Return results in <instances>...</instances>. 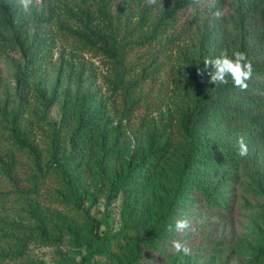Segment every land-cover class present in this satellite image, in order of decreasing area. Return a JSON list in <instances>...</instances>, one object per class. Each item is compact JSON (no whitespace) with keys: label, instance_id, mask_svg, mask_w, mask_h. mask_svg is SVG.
<instances>
[{"label":"rangeland","instance_id":"obj_1","mask_svg":"<svg viewBox=\"0 0 264 264\" xmlns=\"http://www.w3.org/2000/svg\"><path fill=\"white\" fill-rule=\"evenodd\" d=\"M9 1L15 26L0 35V264H264L256 259L264 131L230 120L241 93L230 79L212 84L204 65L237 50L261 65L264 0H242L257 5L242 13L208 5L214 22L197 14L192 25L186 11L164 20L172 0H30L27 10ZM84 25L109 37L121 62L83 44ZM16 32L37 45L31 58ZM197 101L208 113L188 135L181 120ZM12 130L35 146L41 173ZM241 137L248 155L228 158ZM150 147L163 152L145 172L137 163ZM178 219L190 228L169 232ZM173 239L191 255L175 253Z\"/></svg>","mask_w":264,"mask_h":264},{"label":"trees","instance_id":"obj_2","mask_svg":"<svg viewBox=\"0 0 264 264\" xmlns=\"http://www.w3.org/2000/svg\"><path fill=\"white\" fill-rule=\"evenodd\" d=\"M261 2V0H258ZM208 5L220 7V11L224 13V11L230 10V8L235 7L240 13L245 11H253L254 8L257 7L256 3L250 1H242V0H172L170 7L164 12V20L172 19L176 14L187 12V18L190 24H194L196 22L197 14H205L206 7ZM200 10H205L202 13H199ZM214 12H217L214 10ZM207 15V14H205ZM208 16V15H207ZM213 15H209L206 19V22H214ZM15 10L12 3L9 0H0V35L1 31H7L15 26ZM14 42L16 43L19 51L23 55V57H30L33 50L37 49V45L34 47L31 45H25L24 41L21 39L19 33H14ZM77 37L79 40L91 47L99 50L104 55H107L116 63L121 62V57L123 52L115 47L114 43L103 34L101 31H97L95 29L89 28L87 25H84V31L77 33ZM264 45V42H263ZM261 52H263V61L261 65L255 60H250L253 68V73L251 79L247 81L248 87L246 90H241L232 85L234 90H238L241 93L242 98L234 102V116L230 120L233 122L244 123V127L249 129L252 132L261 133L264 131V48L262 47ZM197 74V73H195ZM26 77V72L21 71L18 74V80H23ZM202 79V74L198 73L196 79V88L195 91L198 92L199 89V81ZM208 113V105L204 102L197 101L195 107L184 113V116L181 120V125L183 132L185 134L190 133V128H193L196 123L202 120ZM12 139L14 143L21 149H25L29 152V154L33 157L35 167L41 173L42 168L39 163V155L35 146L30 144L27 140L20 137L16 134L15 130L11 131ZM163 150L160 148L151 149L149 148L148 152L139 159L137 166L139 169L144 170L145 172L150 171V169L160 160L162 156ZM228 158H236L238 159V145L237 148L232 152L224 153ZM195 157L190 156L186 159L184 168L187 170L191 168L194 163ZM52 161L54 163H58L55 155L52 156ZM145 166V167H144ZM50 168V167H48ZM59 173L62 177H66L63 169H59ZM202 199L205 201L207 206L216 207L214 201H211L209 196H203ZM223 208L228 209L226 205ZM114 241H110L107 245V248H112L114 251H117L116 245H114ZM107 248L104 250L98 251V257L102 258L105 256ZM257 261L264 262V248L258 250L256 253Z\"/></svg>","mask_w":264,"mask_h":264},{"label":"clouds","instance_id":"obj_3","mask_svg":"<svg viewBox=\"0 0 264 264\" xmlns=\"http://www.w3.org/2000/svg\"><path fill=\"white\" fill-rule=\"evenodd\" d=\"M156 0H148L149 4H154ZM22 6L27 10L30 0H20ZM219 15V13H215ZM205 68L211 67L208 72L210 82L214 85H226L229 83V79L233 83L234 87L241 90H246L248 87L247 81L251 79L253 68L251 61L247 59L246 53L242 51H234L229 56L227 51H223L215 58H207L204 61ZM238 155L245 157L248 155V147L244 141V138H239L238 141ZM190 228V223L187 219H178L175 221L174 229L173 225L168 226V231L175 230L177 233H183ZM171 247L177 254H182L187 257L191 255V248L186 241L179 239H173L171 241Z\"/></svg>","mask_w":264,"mask_h":264}]
</instances>
